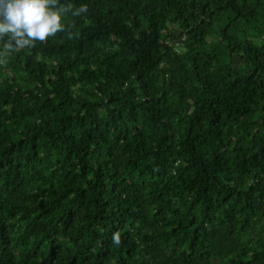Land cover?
<instances>
[{
    "label": "trees",
    "instance_id": "16d2710c",
    "mask_svg": "<svg viewBox=\"0 0 264 264\" xmlns=\"http://www.w3.org/2000/svg\"><path fill=\"white\" fill-rule=\"evenodd\" d=\"M57 4L0 62V264H264V0Z\"/></svg>",
    "mask_w": 264,
    "mask_h": 264
},
{
    "label": "clouds",
    "instance_id": "9594fccd",
    "mask_svg": "<svg viewBox=\"0 0 264 264\" xmlns=\"http://www.w3.org/2000/svg\"><path fill=\"white\" fill-rule=\"evenodd\" d=\"M71 10L57 0H0V62L14 51L33 47L63 31V18ZM80 4L73 15L87 12Z\"/></svg>",
    "mask_w": 264,
    "mask_h": 264
}]
</instances>
